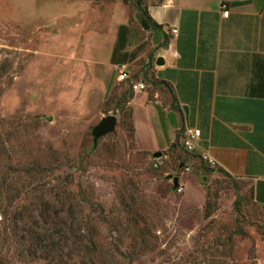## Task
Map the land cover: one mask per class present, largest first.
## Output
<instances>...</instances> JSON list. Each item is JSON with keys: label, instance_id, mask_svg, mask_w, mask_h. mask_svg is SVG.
I'll use <instances>...</instances> for the list:
<instances>
[{"label": "rangeland", "instance_id": "1", "mask_svg": "<svg viewBox=\"0 0 264 264\" xmlns=\"http://www.w3.org/2000/svg\"><path fill=\"white\" fill-rule=\"evenodd\" d=\"M61 1L0 0V264H264L251 182L179 143L138 148L121 63L79 62L120 40L126 72L153 65L141 11L84 0L88 33ZM109 114L114 130L94 139ZM42 233L49 252L31 241Z\"/></svg>", "mask_w": 264, "mask_h": 264}, {"label": "crops", "instance_id": "2", "mask_svg": "<svg viewBox=\"0 0 264 264\" xmlns=\"http://www.w3.org/2000/svg\"><path fill=\"white\" fill-rule=\"evenodd\" d=\"M29 1L34 7L35 0ZM61 2L79 7L75 21L88 32L80 24L84 0ZM145 10L158 25L146 30L154 54L149 71L166 84L146 82L125 102L136 146L157 152L182 145L185 128H197L191 154L248 179L254 199L264 205V0H145ZM105 50L79 62L115 67L111 49ZM143 74L133 81H142Z\"/></svg>", "mask_w": 264, "mask_h": 264}, {"label": "trees", "instance_id": "3", "mask_svg": "<svg viewBox=\"0 0 264 264\" xmlns=\"http://www.w3.org/2000/svg\"><path fill=\"white\" fill-rule=\"evenodd\" d=\"M131 2H133V4L135 5V7L141 11V23H142V26L146 30L149 27H158V25L155 22H153L149 18V16L147 15V13H146V10H145V0H133ZM122 28H124V27H122ZM124 33H125V31H124ZM125 43H126L125 41L121 42L119 40V43L115 46V48H114V50H113V52L111 54V62L112 63H115V64H117V63L124 64V63H126L128 61V59L131 58V55L130 54H127V52L122 51L123 48H124ZM119 49H122V50L119 51ZM152 54L153 53H150L149 54V57H150L151 61L153 60V57H154V54H153V56H152ZM150 67H151V63L150 64H147V66L143 69L144 70V74H143V77H142V81L146 84V86H147V83L146 82L151 83V84H157V83L166 84L164 81H159V80L153 79L151 77V73L149 71V68ZM128 75H129L128 79L122 81V82H125L127 84L128 89L130 90V92H128L126 94L125 101L124 102H126L127 99L129 97H131V94H132L131 93L132 90H131V87H130L131 86L130 80L131 79L132 80H135V76H133L132 74H128ZM172 107L173 108H176V105L172 104ZM122 114L123 115H128V117L130 116L129 108L126 105H125V109L122 112ZM193 156L196 157L199 160V162L201 163V165H204V164L207 165V163L203 159H201V157H199L197 155H193ZM217 170L219 172L225 174V175H228L224 171H222L221 169H217ZM31 241H33V243L35 245H37L39 248L42 247V251L45 249V252H49V251L46 250V248L47 247L50 248V249L52 248V244L51 243H48V237H47L46 233H42L39 236L33 237V239H31Z\"/></svg>", "mask_w": 264, "mask_h": 264}, {"label": "built area", "instance_id": "4", "mask_svg": "<svg viewBox=\"0 0 264 264\" xmlns=\"http://www.w3.org/2000/svg\"><path fill=\"white\" fill-rule=\"evenodd\" d=\"M126 2H131L133 0H124ZM221 8H222V16L223 17H227L228 15V9L226 7L225 2L221 3ZM172 32H176V29H172ZM119 80L124 81L126 79H128L129 75L128 73L125 71L124 68H120L119 69V74H118ZM130 84H131V90L132 91H141V90H145L146 89V84L143 81H137L134 82L132 79L130 80ZM200 135V131L197 128H190L187 127L184 130V133L180 139L182 146L185 148L186 151L191 152L194 149V142L195 140L198 139ZM204 159H206L210 165L214 164L213 159H208L206 156L203 157ZM187 168V167H186Z\"/></svg>", "mask_w": 264, "mask_h": 264}, {"label": "water", "instance_id": "5", "mask_svg": "<svg viewBox=\"0 0 264 264\" xmlns=\"http://www.w3.org/2000/svg\"><path fill=\"white\" fill-rule=\"evenodd\" d=\"M155 63L157 65L162 64V58L157 57L155 60ZM116 116L115 115H106L102 117L99 122L92 128V135L94 139L97 137H100L102 135H105L107 133H110L114 130L115 124H116ZM161 155V152L157 151L153 153L154 157H159ZM168 178H172L173 186L176 187L178 185V177L171 175L168 176Z\"/></svg>", "mask_w": 264, "mask_h": 264}]
</instances>
